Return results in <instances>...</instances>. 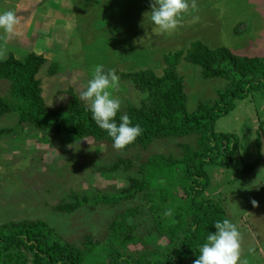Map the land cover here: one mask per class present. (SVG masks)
I'll use <instances>...</instances> for the list:
<instances>
[{
	"label": "rangeland",
	"instance_id": "374dc122",
	"mask_svg": "<svg viewBox=\"0 0 264 264\" xmlns=\"http://www.w3.org/2000/svg\"><path fill=\"white\" fill-rule=\"evenodd\" d=\"M23 1L0 0V13L12 10L20 18L18 35L9 38L0 30V46L16 59L34 48L49 51L48 55L41 53L46 56L45 62L36 74L41 98L49 108L67 99V88L80 98L95 68L102 65L104 71L114 70L119 77L113 95L119 98L118 113L123 115L126 106H138L143 95L120 74L150 69L160 76L166 67L164 59L195 40L210 49L225 48L241 57L264 59V0H197L198 11L184 14L180 26L171 33L157 32L149 16L144 15L151 11V0H41L35 16L28 10L34 5ZM22 3L27 7L21 8ZM197 16L199 20L193 22ZM173 69L181 79L189 112L197 102L211 104L215 91L225 86L222 78H201L200 67L185 62L183 57L177 59ZM7 87L8 83L0 80V97L7 95ZM15 120L12 114L2 115L0 129L13 127ZM213 129L235 134L238 149L230 167L205 166L209 186L202 197L216 202L237 226L241 234L238 264H263L264 91L236 101L229 113L215 121ZM256 133L260 159L244 175L240 170L254 157ZM196 138L197 135H188L155 139L145 147L136 145L116 151L105 140L84 138L62 144L61 137L49 138L22 125L13 134L0 136V225L41 220L72 246L80 248L86 235L100 242L106 238L114 217L143 202L138 194L115 204L91 205L95 197L112 195L126 187L127 178L139 177L138 165L153 155L178 159L183 146L194 148ZM117 160H127L130 165L121 163L112 172L100 169ZM72 194L84 197L91 207L81 206L72 212L54 209L58 204L73 202ZM252 200L258 207H252ZM141 212L127 219L136 227L133 234H144L149 225L142 209ZM129 248L137 250L140 246ZM95 261L87 258L84 264H96Z\"/></svg>",
	"mask_w": 264,
	"mask_h": 264
},
{
	"label": "trees",
	"instance_id": "16d2710c",
	"mask_svg": "<svg viewBox=\"0 0 264 264\" xmlns=\"http://www.w3.org/2000/svg\"><path fill=\"white\" fill-rule=\"evenodd\" d=\"M179 57L199 66L201 78L217 77L226 81L222 89L215 91L216 98L211 104L197 102L194 110L186 109L181 79L173 69ZM44 62L41 55L33 53L22 59L11 54L0 59V80L8 83L7 95L0 97V117L12 114L16 119L13 127L0 129V136L13 134L27 124L49 138L61 137L62 144L84 138L113 144L71 88L65 90L67 99L57 107L49 108L44 104L40 81L36 78ZM164 62L166 67L160 76L150 69L120 74L143 95L138 106H126L124 114L128 115L132 126H140L142 133L123 150L136 145L145 147L155 139L197 135L194 148L183 146L178 159L153 155L138 165L139 177L127 178L126 187L112 195L95 197L91 205L115 204L138 194L143 202L114 217L108 224L106 238L100 242L86 235L80 248L72 246L41 220L0 225V264H84L87 258L96 260V264H193L198 258L207 235L215 233L214 223L227 219L222 207L202 197L209 186L204 168L206 165L230 167L238 149V137L214 131L213 124L229 113L236 101L264 91V59L241 57L225 48L210 49L193 41ZM51 68L54 69V65ZM121 116L117 112V125ZM258 141L256 133L254 157L242 166L241 174H249L259 162ZM121 163L125 167L130 165L127 160H117L100 169L112 172ZM72 198L73 202L58 204L54 209L72 212L81 206L91 207L84 197L79 199L72 194ZM141 209L149 225L144 234H133L136 227L127 223V219L142 214ZM168 209L172 210V215L165 217ZM135 245L140 248H129Z\"/></svg>",
	"mask_w": 264,
	"mask_h": 264
},
{
	"label": "clouds",
	"instance_id": "9594fccd",
	"mask_svg": "<svg viewBox=\"0 0 264 264\" xmlns=\"http://www.w3.org/2000/svg\"><path fill=\"white\" fill-rule=\"evenodd\" d=\"M150 9V13L144 15L149 16L155 30L159 33H171L180 26L184 14L198 11V4L197 0H151ZM198 20V16L193 17V22ZM19 24L20 18L14 11L0 13V30L9 38L19 34L17 32ZM6 55L7 48L0 46V59L6 58ZM118 81L119 77L114 70L105 72L103 66L99 65L84 86V90L80 92V100L88 105L95 124L112 139L113 149L121 151L141 135L142 129L139 125L132 126L127 114L120 117L119 125L115 122L117 112L121 108L119 98L113 95L118 89ZM251 204L253 208L258 207L255 200H252ZM171 215V209L164 213L165 217ZM214 228L215 233L207 235L206 242L200 246L198 258L193 264H238L241 257V234L237 226L224 219L222 222H215ZM243 264L247 262L244 261Z\"/></svg>",
	"mask_w": 264,
	"mask_h": 264
},
{
	"label": "crops",
	"instance_id": "0c3cea01",
	"mask_svg": "<svg viewBox=\"0 0 264 264\" xmlns=\"http://www.w3.org/2000/svg\"><path fill=\"white\" fill-rule=\"evenodd\" d=\"M19 2L20 1H23V0H18ZM24 2V1H23ZM29 2V4H32V5H34L33 6V8L31 9V8H28V10H30V15H34V12H35V10H36V8H37V6L40 4V2H41V0L39 1V0H29L28 1ZM21 6V8H26L27 7V5L26 4H23L22 3V5H20ZM22 11V10H21ZM28 13H29V11H27ZM35 16V15H34ZM22 17L24 18L25 17V14L24 15H22ZM2 35H4V33L2 32ZM40 36H38V38H39ZM34 45H38V44H34ZM31 53H33V54H35V55H41V53H46V55H48L47 53H49V51H47V52H43L42 50H40V49H36V48H34V50H32L31 51ZM42 57H43V55H41ZM46 57V56H45ZM45 57H43V58H45Z\"/></svg>",
	"mask_w": 264,
	"mask_h": 264
}]
</instances>
